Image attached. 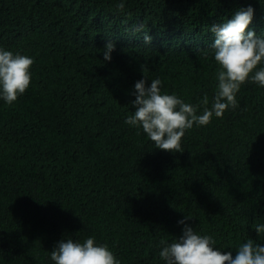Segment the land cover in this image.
<instances>
[{
  "label": "trees",
  "instance_id": "16d2710c",
  "mask_svg": "<svg viewBox=\"0 0 264 264\" xmlns=\"http://www.w3.org/2000/svg\"><path fill=\"white\" fill-rule=\"evenodd\" d=\"M115 3L0 0V47L34 58L29 90L0 102V264H54L57 242L90 235L122 264H162L159 241L179 237L185 215L233 255L247 238L264 243L252 228L264 222V88L243 85L238 107L188 131L183 152L125 124L144 76L211 98L210 27L251 4L249 28L264 35V0Z\"/></svg>",
  "mask_w": 264,
  "mask_h": 264
},
{
  "label": "clouds",
  "instance_id": "9594fccd",
  "mask_svg": "<svg viewBox=\"0 0 264 264\" xmlns=\"http://www.w3.org/2000/svg\"><path fill=\"white\" fill-rule=\"evenodd\" d=\"M115 8L126 12L127 0H116ZM254 13L249 4L237 9L230 19L210 27L215 38L208 48L217 65L211 98L205 92L192 103L165 90L160 78L144 76L134 83L131 106L135 110L126 116L125 124L142 131L155 148L183 152V138L188 131L205 127L213 118H223L226 111L238 107L237 96L243 85L264 88V35L249 28ZM132 30L143 34L145 44L151 43L143 23ZM114 50L115 43L109 40L103 50L105 61H111ZM204 54H208L207 49ZM33 64L32 56L0 47V102L13 106L29 90ZM191 219L185 215L177 221L183 226L179 237L160 239L158 258L162 264H264V243L247 238L238 242L233 255L232 250L218 247L212 235L186 223ZM252 228L258 239L264 240V222L254 223ZM49 255L54 264H122L109 245L98 242L94 235L82 241L62 239Z\"/></svg>",
  "mask_w": 264,
  "mask_h": 264
}]
</instances>
